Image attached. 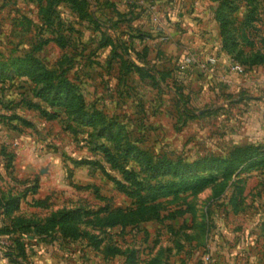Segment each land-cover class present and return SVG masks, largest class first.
I'll return each mask as SVG.
<instances>
[{
  "label": "rangeland",
  "instance_id": "obj_1",
  "mask_svg": "<svg viewBox=\"0 0 264 264\" xmlns=\"http://www.w3.org/2000/svg\"><path fill=\"white\" fill-rule=\"evenodd\" d=\"M78 5L0 0V71L14 74L0 84V200L20 199L9 215L0 209V264H10L11 243L30 264H264V167L229 176L211 163L229 162L238 150L264 154V0ZM149 5L159 11L156 26ZM190 55L215 56L217 64L201 73L186 64ZM23 57L50 76L37 77L34 64L10 65ZM232 64L244 72L233 78ZM24 70L36 80L18 75ZM58 81L73 87L72 97L61 86L63 105L50 107ZM79 103L105 124L77 113ZM96 145L108 148L117 168ZM164 161L176 171L156 170ZM122 170L138 184L124 181ZM201 178L212 181L198 192L159 190ZM76 209L75 227L96 237L99 251L83 240L52 242V232L1 233L15 219L44 225ZM110 211L120 225L105 230ZM112 249L120 254L106 258Z\"/></svg>",
  "mask_w": 264,
  "mask_h": 264
},
{
  "label": "trees",
  "instance_id": "obj_2",
  "mask_svg": "<svg viewBox=\"0 0 264 264\" xmlns=\"http://www.w3.org/2000/svg\"><path fill=\"white\" fill-rule=\"evenodd\" d=\"M70 3L72 4V6H76V8L79 6V3H86V0H69ZM22 64H27L30 66H35V68L37 69V77H46L48 78V76H50V72L47 71L44 68L39 67V62L34 59L33 57H23V58H18V59H14L10 65L12 66H19ZM20 68H23L20 67ZM139 70V69H137ZM140 71V70H139ZM138 71V72H139ZM14 72V71H13ZM20 76H28L31 78V80H36L34 77V74L24 70L23 72H19ZM14 76V74H11L9 76H5L3 74V71H0V84L5 80V79H10ZM63 81H58V83H54L52 84L53 86H51V90L54 92L56 91V95L52 96V99L49 100V104L50 107H57V106H62L63 105V101H59V92H60V87L61 86H66L67 87V91H68V97L71 98L72 94L71 92L73 91V87L68 84V83H61ZM37 98H39V100L42 102V97L41 98L37 95ZM19 104L23 105L26 107V109L31 110V111H35L37 112L39 115H41L42 117L46 116L47 119L49 120H53L56 118L55 114H48L44 108L41 107V105L39 103H33L30 100L27 99H21L19 101ZM77 113H80V115L82 117H89L88 120H90V122H94L97 121V123H103L105 124V119H103L104 117H102V115L99 112H92L90 113L89 111H86L83 108V104L79 103L78 107H77ZM10 120H14L17 122H20L24 125H29V123H27L24 119H22L19 116L16 115H12L10 118ZM110 126V125H109ZM94 149L97 152H100L103 156V158L105 159V161L107 163H109L112 168H117L116 165L114 164V159L111 155V153L109 152L108 148L105 147V145H96L94 147ZM252 149H247V150H238L236 151V156L233 157V159L229 162L227 161H223V160H214L211 161L212 164L217 165L218 167H224L227 172L229 173V176L233 175L234 173H242L243 171L247 170V169H254L257 167H264V154H261L260 152H256V150H252ZM246 151V152H245ZM13 159V156H12ZM156 170L158 171H162L163 173H167L170 171H176V167L171 165L170 162L168 161H164L162 163H158L156 165ZM118 170V169H116ZM122 176L124 175V181L126 182H130L131 184H135L137 185L138 182L135 178V175L131 172H128L126 170H122L121 171ZM212 179H206V178H201V179H188L185 181H180L179 183H172L170 185H168V187H164L161 186L159 187L160 191H164L168 188H179L181 185H185V187H183V191L185 192H198L200 191L202 188H204L205 186L209 185L211 183ZM140 184V183H139ZM177 193V191L175 192ZM10 195V194H9ZM19 197H12L11 195L8 196V199H6V201L2 202L0 200V209L2 211V213L4 215H9V213L12 211V208L15 209L18 206L19 203ZM81 210L80 209H76L74 211H69V212H61L58 213L56 215H52L50 217V219H48L44 225H31L30 223H26L23 220L20 219H15L16 221H14L9 227H5L4 229L1 230V233L5 234V233H10L12 236H14L13 234L15 232H22L25 233V236H28L30 234H35V235H39L41 237H43L42 235H46L49 232H52V235H57V238H52V242L53 241H60L62 243H75L79 240H83V241H87L89 246H91L95 251H99V245L100 242L96 237H92V235H90L87 231L79 233L77 228L75 227V225L77 223H81L82 219H81ZM114 213H116V211L114 212H109L104 219V222L101 223V225L103 226V229H108V228H112L116 225H120V223H118V221L113 220V215ZM88 214V213H87ZM3 215V216H4ZM96 216V215H95ZM87 227L91 226L92 228V221L86 220V222L84 223ZM95 223H93L94 225ZM32 233H28L31 232ZM11 235H7V236H11ZM51 235L45 236L43 238H47L50 237ZM57 239V240H56ZM13 241V239H12ZM14 242V241H13ZM13 245V243H11V246ZM9 247L12 249V253L10 254H5V257L7 258L8 262H10V264H20V263H24V264H30L29 262V254L25 253V251L23 250V252L20 254L21 257H17V254L13 253V247ZM105 252V251H104ZM103 252V255L108 258L109 256L111 257H115L117 255L120 254L119 249H112L109 250L108 252L106 251L105 253ZM12 254V255H11ZM104 257V258H105ZM18 258H21L22 261H19ZM110 258V257H109Z\"/></svg>",
  "mask_w": 264,
  "mask_h": 264
},
{
  "label": "built area",
  "instance_id": "obj_3",
  "mask_svg": "<svg viewBox=\"0 0 264 264\" xmlns=\"http://www.w3.org/2000/svg\"><path fill=\"white\" fill-rule=\"evenodd\" d=\"M148 12L150 15V21L152 23L153 26L158 25V20H159V11L157 10L155 5H149L148 6ZM158 31H160V28L158 29ZM160 41H165V37H161L159 39ZM187 65H193V64H197L201 73H206L208 72V70L210 68H213L214 66H216L217 64V60L215 58V56H208L207 58H205V60L200 61L198 60V58L194 55H190L189 57L186 58L185 60ZM230 73L233 74H242L244 72V69L238 65V64H232L230 67ZM207 260V258H206Z\"/></svg>",
  "mask_w": 264,
  "mask_h": 264
},
{
  "label": "crops",
  "instance_id": "obj_4",
  "mask_svg": "<svg viewBox=\"0 0 264 264\" xmlns=\"http://www.w3.org/2000/svg\"><path fill=\"white\" fill-rule=\"evenodd\" d=\"M208 56H210V55H208ZM206 58H207V57H206ZM236 76H238V74H234L233 78L236 77Z\"/></svg>",
  "mask_w": 264,
  "mask_h": 264
}]
</instances>
